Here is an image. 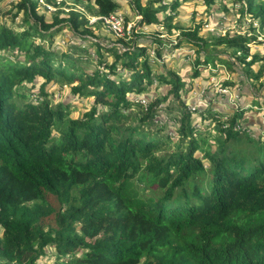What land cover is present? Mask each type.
<instances>
[{
  "label": "trees",
  "instance_id": "16d2710c",
  "mask_svg": "<svg viewBox=\"0 0 264 264\" xmlns=\"http://www.w3.org/2000/svg\"><path fill=\"white\" fill-rule=\"evenodd\" d=\"M38 1L14 7L27 29L0 26V52L10 56L0 58V259L37 264L52 249L54 264H264V142L236 130L238 113L213 119L223 136L214 144L196 136L178 73H156L135 40L117 39L107 48L96 35L101 24L77 10H58L48 21ZM186 1L129 0L141 26L160 23L155 5L173 12ZM85 3L92 16L121 7L116 0ZM244 3L242 14L264 27V2ZM170 15L163 24L179 30ZM67 28L90 39L107 74L85 71L54 49ZM201 29L180 35L201 50L226 45L247 54L254 41L238 35L209 44ZM204 56L197 67L214 59ZM124 71L131 73L127 79ZM41 81L42 99L21 92L25 83L34 88ZM155 82L170 87L167 96L147 109L140 104L144 114L134 119L130 95ZM61 83L73 96L93 99L81 118H72L64 103L50 104L47 85ZM169 97L185 109L176 144L154 122L156 105Z\"/></svg>",
  "mask_w": 264,
  "mask_h": 264
},
{
  "label": "rangeland",
  "instance_id": "374dc122",
  "mask_svg": "<svg viewBox=\"0 0 264 264\" xmlns=\"http://www.w3.org/2000/svg\"><path fill=\"white\" fill-rule=\"evenodd\" d=\"M21 0H0V26H6L12 30L23 31L28 28L26 25H20L23 21V13H18V17L14 18L17 10L14 8ZM121 5L116 12L121 13L126 19V23L135 28L133 36L130 40L140 42L139 45L145 46L147 57L151 62L154 71L159 73H167L173 70L180 75L182 82L185 83L182 91V99L186 105L194 102L196 110L191 112V106H187L186 111L193 116L192 124L196 130V136L207 139L214 144L216 139H223L218 124L213 120L217 114L224 115L222 118H232L235 114L241 116L237 122L242 133L247 137L257 141L264 142V27H261V19H255L251 14H242V5L239 0H214L211 5L206 4V0H189L182 8H186L184 12L179 10L172 24L175 26H183L193 30L195 24L202 26L201 37L209 42H218L221 38L229 36H249L254 38L250 42L248 54L240 52L238 48L230 46H215L207 48L202 52L211 54L212 61L205 67L204 63L197 67L198 61H203L204 55L194 54V51L200 50L197 47H188L189 44L180 42L179 36L167 27L160 29V25H150L144 28H137L138 15L132 10L129 0H116ZM148 0H142L146 4ZM174 0H164V3L170 5ZM254 4L264 2V0H253ZM53 0V5L47 0H39V12L47 16L50 21L53 14L58 10H77L86 14L85 0ZM188 5V6H187ZM160 20H165L170 12H163L160 6L155 5ZM188 14V17H186ZM184 20V21H183ZM169 23V22H167ZM98 24V23H97ZM100 25V23H99ZM100 30H96L98 38L104 40L102 44L107 48H113L116 45L117 38L109 33L102 25ZM181 28V27H180ZM184 30V29H182ZM99 31V32H97ZM143 34V35H142ZM145 36L144 40L136 38V36ZM161 40L159 44L156 40ZM142 42V43H141ZM56 51L67 53L73 56L77 62V67L83 68L85 71L93 72L101 70L106 73L102 66H99L97 58V48L91 45L90 39L85 34L82 36L70 31L68 28L56 36ZM104 58L109 62L114 60L113 56H109L103 51ZM102 54V55H103ZM246 57V61H240L239 58ZM0 58L9 59L8 54L0 52ZM61 59V55L57 57ZM244 58V57H243ZM256 58L255 64L248 67L246 63ZM104 59V60H105ZM199 72L195 77V72ZM107 74V73H106ZM129 71H124V78L130 76ZM257 75L259 79H251L249 75ZM114 78L115 77H111ZM229 86H225V82ZM43 81L36 83V87H32L30 83H25L21 92L27 93L32 100L38 101L39 87ZM196 88L201 90L199 96L194 95ZM170 87L165 84L154 83L149 91L141 95H130L136 104L129 110V114H133L134 119L139 120L144 114V108L140 106L141 100H145L148 106L156 101L159 102L167 96ZM226 90V91H224ZM47 98L50 104L56 105L64 103L68 107L69 114L72 118H81L82 115L90 108L93 103L92 98L81 99L73 96L71 86L66 83L48 84L46 87ZM140 103H139V102ZM185 111L180 102L173 97H169L167 101L160 102L155 107L156 125L163 127V132L169 134L175 144L178 142V130L181 126V114ZM222 112V113H220ZM216 114V115H215ZM221 117V116H219ZM226 117V118H225ZM155 122V120H154ZM0 228V235H1ZM46 256L40 259L37 264H54L56 253L52 249L46 250ZM0 264L7 263L4 259H0Z\"/></svg>",
  "mask_w": 264,
  "mask_h": 264
},
{
  "label": "built area",
  "instance_id": "2783aa9c",
  "mask_svg": "<svg viewBox=\"0 0 264 264\" xmlns=\"http://www.w3.org/2000/svg\"><path fill=\"white\" fill-rule=\"evenodd\" d=\"M138 20H140V16H138ZM95 23H100L109 33H111L117 39L130 40L135 30V28H132L130 24L126 23V19L124 18V16L118 12H114L106 16L91 17L90 24H95ZM140 104L147 109L149 103H147L145 100L144 101L141 100ZM190 110L191 112L195 111L196 110L195 106H191ZM154 120L156 123L157 119ZM240 128H241L240 126H237L236 130L241 131Z\"/></svg>",
  "mask_w": 264,
  "mask_h": 264
},
{
  "label": "crops",
  "instance_id": "0c3cea01",
  "mask_svg": "<svg viewBox=\"0 0 264 264\" xmlns=\"http://www.w3.org/2000/svg\"><path fill=\"white\" fill-rule=\"evenodd\" d=\"M189 1V0H188ZM188 1H186L185 3H183L182 4V6L179 8V9H176V10H174L173 12H170L168 9H166L165 11H163V12H166V11H168V12H170V14H173L172 16H174L175 15V17H176V15L177 14H174L175 12H179V10L181 9V11L182 12H184V10L186 9L185 7L184 8H182ZM119 3V2H118ZM164 4H166V3H164ZM119 5H121L120 3H119ZM188 6V5H187ZM88 13V12H87ZM169 14V16H171ZM88 15H89V17H94V16H92V15H90L89 13H88ZM174 17V18H175ZM186 17H188V14H186ZM167 19H169V17H167L165 20H160V17H159V24L158 25H160V29H162L163 27H166L163 23H167L166 21H167ZM174 20V19H173ZM172 20V21H173ZM172 21L170 22L171 24H172ZM184 21V20H183ZM94 25V24H93ZM140 26V27H139ZM146 26H150V25H144V26H141V25H137L136 27L137 28H144V27H146ZM174 26V25H173ZM196 26H199L198 24H195V26L193 27V28H195ZM175 28H179V30H176V29H174L173 31L175 32V34L177 35V36H181L180 35V32H182V31H188V30H191L192 29V27L191 28H188V29H186V28H184L183 26H179V25H176L175 24V26H174ZM181 27V28H180ZM182 29H184V30H182ZM201 31H202V29H201ZM201 31H200V36H201ZM97 32H99V31H97ZM97 35V34H96ZM143 35V34H142ZM142 35H140V36H137V39L138 38H140L141 37V40H144V39H142V38H144L145 36H142ZM184 37V36H183ZM182 36L179 38V40H181L180 42H184V43H186V44H189L188 45V47H197L194 43H191V42H185V39L183 38ZM100 40V39H99ZM101 41V40H100ZM102 42L104 43L105 41L104 40H102ZM140 43V42H139ZM142 43V42H141ZM119 45V44H118ZM113 47H114V44H113ZM210 48V47H209ZM212 48V47H211ZM197 49H199L198 47H197ZM201 50V49H200ZM202 52H205V51H203V50H201V53H200V55L202 54L203 55V53ZM194 54H198L197 53V51H194ZM156 73H158L159 74V72H156ZM157 83V82H156ZM227 88V87H226ZM169 91V90H168ZM199 93H201V90L199 89V88H196L195 89V91H194V95L195 96H199ZM186 104V103H185ZM193 105H195L194 104V102H192V103H190V104H188L187 106H193ZM220 113H222V112H220Z\"/></svg>",
  "mask_w": 264,
  "mask_h": 264
}]
</instances>
